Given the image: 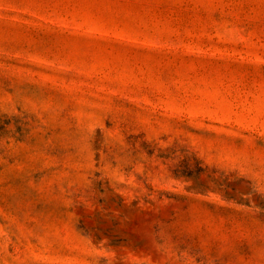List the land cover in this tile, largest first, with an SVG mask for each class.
<instances>
[{
	"label": "rangeland",
	"instance_id": "obj_1",
	"mask_svg": "<svg viewBox=\"0 0 264 264\" xmlns=\"http://www.w3.org/2000/svg\"><path fill=\"white\" fill-rule=\"evenodd\" d=\"M0 264H264V0H0Z\"/></svg>",
	"mask_w": 264,
	"mask_h": 264
}]
</instances>
